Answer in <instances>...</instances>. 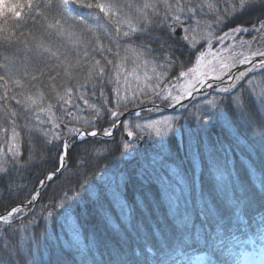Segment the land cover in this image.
I'll return each mask as SVG.
<instances>
[{
  "label": "snow or ice",
  "instance_id": "snow-or-ice-1",
  "mask_svg": "<svg viewBox=\"0 0 264 264\" xmlns=\"http://www.w3.org/2000/svg\"><path fill=\"white\" fill-rule=\"evenodd\" d=\"M0 7V48L17 46L13 56L3 55L0 62V137L6 144L0 153V180L9 181L4 191L12 195L20 188L13 173L36 167L37 161L46 163L56 153L54 166L37 180L28 198L0 214V264H36L34 226L42 222L59 223L70 238L49 233L57 257L52 264H64L60 255L68 248L79 255L78 264H181L177 256L189 249L206 253L208 264H226L217 254L222 255L233 229L253 233L264 248V120L257 126L244 102L247 92L264 104V0H14ZM244 17L249 19L238 23ZM30 23L39 35H25ZM245 35L252 39H243ZM238 37L244 51L237 48ZM213 40L222 46L217 51ZM228 40L233 43L223 47ZM182 56L193 63L186 66ZM105 85L111 86V102ZM201 96L205 101L198 106ZM161 104L178 115L138 123L121 111L131 105L129 114L141 117L143 111H160ZM229 110L251 128L241 131L229 119ZM85 111L92 119L78 115ZM21 112L43 138L39 151L31 139L27 153L23 150ZM105 116L108 126L98 132L94 121ZM216 126L222 139L212 141L207 135ZM115 131L121 132V156H130L135 168L106 169L99 179L90 177L92 160L72 156L75 140L114 138ZM257 136L260 170L256 153L250 152L249 187L230 153L234 148L243 151L242 145ZM139 140L150 142V152H139ZM172 144L177 145L175 152ZM69 159L76 169L68 178L70 186L40 204L37 219L40 190L47 192L65 178ZM185 160L191 163V176ZM205 171L213 191L205 194L201 188L195 215L202 219L197 225L188 201L198 174ZM152 184L159 185L160 200L152 198ZM217 195L224 197L222 205L215 202ZM161 204L167 207V218L155 215ZM86 221L124 234L102 262L96 259L102 243L96 233L87 242L82 239ZM9 233L24 235L10 241ZM212 256H217L215 262Z\"/></svg>",
  "mask_w": 264,
  "mask_h": 264
},
{
  "label": "trees",
  "instance_id": "trees-1",
  "mask_svg": "<svg viewBox=\"0 0 264 264\" xmlns=\"http://www.w3.org/2000/svg\"><path fill=\"white\" fill-rule=\"evenodd\" d=\"M12 2H14V0H0V6ZM0 11H2V7H0ZM248 19L249 17H244L240 21H238V23H245ZM2 22H3L2 17H0V24H2ZM224 30L227 31V27ZM16 31L17 34L19 35V30ZM24 31L26 36L28 35L29 32L39 35V29L37 27H33L31 23L27 28L24 29ZM220 34L221 33L218 30L217 35ZM214 41L216 40H213V42ZM16 47L17 46L13 44L9 48H0V62H2L3 55H8L10 57L13 56V54L16 53ZM153 47H155V45H153ZM20 55H22V53H20ZM181 59L184 60L186 66L193 63V58H191L190 56H182ZM132 67H133V63L130 60L128 63L129 70H131ZM140 71L142 74L143 69H141ZM175 71L176 69H173V72ZM0 74H2V72H0ZM257 79H259V77H257ZM44 84H47L46 80L44 81ZM110 87H111L110 85H105L106 95L108 96L109 101L111 102V98L113 94L108 91ZM133 87H135L134 82H133ZM31 91H35V89H31ZM211 95H217V94L212 93ZM207 98L210 99L211 96H207ZM204 101H205V97L204 98L198 97L197 105L201 106V104ZM244 102L245 105L247 106L248 111L251 113L252 119L257 121V126H258V123L261 120H264V105L260 104L255 96L249 95L247 92L244 93ZM13 106L16 107L14 105V102H13ZM146 106H151V105H145V107ZM160 106L164 107L163 104H161ZM121 111H124L125 113L132 111V106L130 105L127 110L122 108ZM59 114L60 113L57 112V115ZM78 115H82L88 119H92V117L87 111L83 113H78ZM173 115H178L177 110H171V111L160 110L153 112L144 111L142 112L141 117L129 115L128 120L138 123H147L152 120L165 119L166 117ZM228 117L241 131L251 128L250 125L246 124L244 121H241L237 117L236 113L231 110H229ZM179 122L182 126L186 124V122L183 119H180ZM25 123L28 124V128L24 127ZM94 123L96 130L98 132H102L103 128L108 126L107 116L103 117L102 119L95 120ZM79 126H81L82 128L86 127L82 123ZM30 129L32 130L30 131ZM18 130L20 131L21 137L25 142L23 145V150L25 151V153H27L28 150L29 139H31V142L33 146L37 149V151L42 149L43 138L40 137L37 132H35L34 122L30 118L26 117L25 114L22 112L19 113ZM132 130L134 133L137 131L134 125L132 126ZM181 130L183 131L184 129L182 128ZM219 132H220V128L218 126L213 127L209 130L207 138L212 141H216L218 138L222 139V137H218ZM124 138L126 139V133L124 134ZM132 140L133 138L129 137L128 141L132 142ZM120 142H121V132L115 131L114 138L113 137L107 139H102L99 137L85 138V141L79 142L71 149V153L73 158L79 156H88L92 160V167L90 168L89 175L90 177L94 176L95 179H99L101 174L106 169L114 172L117 171L118 169L135 168L136 166L135 162L132 160L130 156H125V157L121 156V152L123 150L118 147ZM148 144H150V142L145 140H139L135 142V146L139 149V152L141 154L147 152L145 148L148 146ZM171 148L172 151L175 152L177 150V145L172 144ZM242 148L243 151H241V149L234 148L233 151L230 153V155L232 157L235 170L239 173L244 183L249 187H251L252 180L247 171V163L248 160L251 159L250 152H255L257 158L256 165L258 167V170H260L259 158L261 156V150L259 144V137L257 136L254 140L247 141L245 145H242ZM5 150H6V144L3 141V138L0 137V153H2ZM179 155L181 157L184 156L183 148L180 149ZM55 156L56 153H52L51 154L52 158L49 159L46 163L37 161L36 167L29 168L26 171H19L13 173L12 179L16 184L20 185V188L17 189L16 192H14L12 195H9L6 191H4V186L9 183L8 179L5 178L0 180V214L4 213L7 209H10L16 204L22 203L24 200L28 198L29 194L35 190L37 180L42 179L44 173L46 171L51 170V168L54 166ZM67 163L70 166V171L65 174V178L63 180L56 181V183L52 184L47 192H44L43 190L41 191L42 192L41 201L37 203L34 209V211L37 213V219H39V213L41 211L40 204H47L52 197L59 195L62 192V190L70 186L68 183V178L73 175L76 169L74 167H71L73 165L72 159H69ZM184 168L187 174L191 176L192 166L189 160L184 161ZM201 188L203 189L205 194H207L210 191H213L212 184L209 181L206 171L204 174H198L196 181V188L191 198L188 201V208L190 211L193 212L194 214L193 218L197 225H199L200 219H202V217L198 218L195 215L199 211L198 201H199ZM151 195L154 200L161 199V192L159 185L157 184L151 185ZM215 202L219 205H222L224 203V197L222 195H217ZM137 211L139 212V209ZM113 215L117 217L116 222L120 223L118 215L115 212H113ZM155 215L161 218H167L168 210L166 205L161 204L160 208L155 213ZM25 222H27V216L25 217ZM168 222L170 225L173 223L172 220H169ZM17 227L18 228L20 227L19 223L17 224ZM52 232H55L57 235H59L61 239H70L64 233L59 223L54 222L49 226L46 225L44 222H42L38 226H34V235L39 244V254L36 257V264H52V262L57 259L55 255L54 242L49 238V233ZM92 233H96L97 239L102 242L96 252V259L97 261L100 262L108 259V251L113 246H115L117 241L125 238L123 232H115L111 228L106 229L98 225L97 223L91 221L84 222L82 239L85 242H87L88 238ZM23 235L24 234L14 235L9 233L7 235V238L10 241H19ZM133 240H135V237H133ZM252 242H255L256 244H260V241L253 235V233L248 232L247 234H243L233 229V232L227 241V247L223 250L222 255L219 253L217 255L220 256V259L226 261V264H233L235 259L241 255V252L243 250H248L250 248ZM139 243L143 244V241ZM104 245H107L108 247L105 248ZM139 254H140L139 249H137V255ZM152 254H156L155 249H153ZM160 255L163 257L162 253ZM163 258L169 259V257H163ZM60 259L64 261V264H78L79 255L75 252L74 248H68L61 253ZM201 259H204L205 262L201 263ZM211 259L212 261L215 262L217 256H212ZM177 260L181 262V264H208V258L206 253L200 251H194L192 249H189L187 251V255H178Z\"/></svg>",
  "mask_w": 264,
  "mask_h": 264
},
{
  "label": "rangeland",
  "instance_id": "rangeland-1",
  "mask_svg": "<svg viewBox=\"0 0 264 264\" xmlns=\"http://www.w3.org/2000/svg\"><path fill=\"white\" fill-rule=\"evenodd\" d=\"M240 38H237V48L239 49V44H238V40ZM243 39L245 40H251L252 36L250 35H245L243 36ZM233 41L228 40L225 42V44L223 45V47H227L228 44H232ZM221 44L218 41H214L212 43V49L213 51H217L221 48ZM241 51H244L245 49H239ZM225 56L229 55V53L225 52L224 53ZM206 59H210V57H206ZM246 67V66H244ZM238 69H234V71H236ZM208 93H214L212 92L211 89L207 90ZM204 98V96H201ZM198 98V97H197ZM257 98V97H256ZM257 101L260 103L259 99L257 98ZM261 104V103H260ZM264 105V104H262ZM159 120H163V119H159ZM204 262V259H202ZM262 261H264V248H262L261 246H256V245H252V249L248 250V251H243L242 255L240 258H237V261L235 262V264H262Z\"/></svg>",
  "mask_w": 264,
  "mask_h": 264
},
{
  "label": "water",
  "instance_id": "water-1",
  "mask_svg": "<svg viewBox=\"0 0 264 264\" xmlns=\"http://www.w3.org/2000/svg\"><path fill=\"white\" fill-rule=\"evenodd\" d=\"M185 103H187V101H186ZM125 115L128 116L129 113H126ZM122 119H123V117H122ZM105 138H106V137H105ZM79 141H80V140H76V141L74 142L73 146H74L76 143H78ZM40 191H41V190H40Z\"/></svg>",
  "mask_w": 264,
  "mask_h": 264
},
{
  "label": "flooded vegetation",
  "instance_id": "flooded-vegetation-1",
  "mask_svg": "<svg viewBox=\"0 0 264 264\" xmlns=\"http://www.w3.org/2000/svg\"><path fill=\"white\" fill-rule=\"evenodd\" d=\"M149 145H150V144H148V146H149ZM148 146H147V147H148ZM147 147L145 148L146 151H147Z\"/></svg>",
  "mask_w": 264,
  "mask_h": 264
}]
</instances>
